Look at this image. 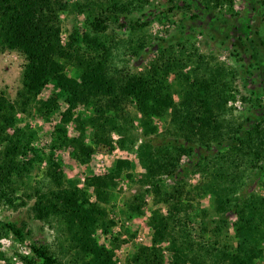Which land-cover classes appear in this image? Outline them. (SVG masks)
Wrapping results in <instances>:
<instances>
[{
  "label": "trees",
  "instance_id": "trees-1",
  "mask_svg": "<svg viewBox=\"0 0 264 264\" xmlns=\"http://www.w3.org/2000/svg\"><path fill=\"white\" fill-rule=\"evenodd\" d=\"M127 7L119 2L104 6L99 1L89 5L0 0V53L17 51L24 59L14 99L0 92V206L16 210L31 203L33 220L55 230L59 240L57 251L41 243L29 244L31 255L18 256L19 262L117 264L119 237H110L104 245L94 234H108L115 226L107 205L121 177L133 178L132 164L119 159L106 173L87 177L84 188H68L58 172L55 152L70 148L77 163L87 164L95 149L116 145L129 150L138 143L144 173L137 183L144 191L133 196L127 208L141 214L144 197L150 196L155 207L147 223L152 238L150 246H138L123 264H256L264 243V196L252 189L264 190V116H243L242 122L228 123L225 115L231 110L227 107L237 72L216 67L207 71L208 76L191 81L182 69L196 55L180 45L171 60L158 45L162 57L141 73L112 69V36L107 32L119 17L127 19ZM64 12L85 14L91 37L74 29L62 44L60 15ZM142 25L137 20L130 28L136 32ZM131 44L130 56L139 57L144 45ZM197 58L198 62L204 59ZM68 66L77 77L66 73ZM171 72L180 89L178 103L165 78ZM49 85L54 91L41 98ZM60 101L65 108L59 113L50 152L40 155L32 147L37 134L28 126L19 128L17 116L35 112L50 120ZM80 106L90 107L92 116L76 117ZM260 109L256 103L248 111ZM157 120H167L164 133H157ZM74 121L80 134L69 138L67 126ZM136 121L142 129L140 140L134 133ZM42 163V177L34 180L33 171ZM197 175L200 180L191 186L188 180ZM201 195L212 199L211 217L207 210L197 212L191 205ZM9 235L23 243L31 233L25 224L4 223L0 239ZM164 244L171 256L168 261Z\"/></svg>",
  "mask_w": 264,
  "mask_h": 264
},
{
  "label": "rangeland",
  "instance_id": "rangeland-1",
  "mask_svg": "<svg viewBox=\"0 0 264 264\" xmlns=\"http://www.w3.org/2000/svg\"><path fill=\"white\" fill-rule=\"evenodd\" d=\"M70 3H87L92 5L99 1L107 6L110 2H119L127 5L129 13L126 18L119 17L118 24H111L107 34L110 39L112 57V69L130 72L134 74L148 70L161 56L162 47L164 56L173 59L178 55L180 46L190 55H196L182 69V74L193 79L208 76V72L216 67L237 72L238 78L235 81L236 89L232 91L233 99L228 103V111L225 115L228 123L241 120L243 116H264V0H64ZM207 1V2H206ZM215 1L218 5L213 8ZM179 2V3H177ZM210 6L207 8L206 6ZM172 6H175L174 8ZM177 6V7H176ZM171 7L173 8L171 10ZM62 24L61 40L65 44L74 34V29L79 35L84 34L91 37L87 26L85 14L78 15L74 12H64L60 15ZM140 20L143 24L140 29L133 32L130 28L132 22ZM123 26V27H122ZM175 37V38H174ZM249 37V39H248ZM140 42L144 45L143 52L139 57L130 56L132 49L131 42ZM138 44V46L140 45ZM171 47H173L171 53ZM203 56L199 60L197 56ZM240 60H239V58ZM24 65L23 57L17 51H6L0 53V92H4L10 100H13L21 83V70ZM208 71V72H207ZM207 72V73H206ZM70 77H77V73L71 67L66 68ZM174 91V100L180 101V89L174 82V74L171 72L165 76ZM54 91V86L46 87L41 98H46ZM243 100V101H242ZM262 106L260 110H249L253 104ZM65 105L60 101V108L50 120H44L37 113L31 115H18L17 126L30 127L36 134V140L32 147L40 155L48 154L53 140L54 128L59 120V113ZM130 113L133 108L128 107ZM256 111V112H255ZM87 119L92 116L90 107L80 106L77 108L76 117ZM264 121V117H263ZM167 120H157L155 127L157 133H164ZM231 124V123H230ZM134 131L137 140L142 138V129L138 122L134 123ZM8 134L11 130L7 131ZM87 133V132H86ZM80 134L76 121L67 126L69 138H75ZM116 140V136H114ZM138 143L132 149H120L116 145L109 150L95 149L87 164H79L71 157V149L63 148L55 152L58 162V172L62 175L68 188H84L85 180L89 176L102 175L114 168L117 160H127L132 164L130 173L133 178L127 179L123 175L118 186L112 190L110 202L107 209L110 211V218L114 219L115 226L108 234L97 231L94 238L104 245L110 243V237H119L122 241L119 248L115 249L114 260L117 264H123L128 254L132 253L138 246H150L152 232L147 223L152 211L155 209L149 195L144 197L141 206V214L135 215L129 212L127 206L133 196L144 191L137 180L144 173L137 155ZM2 147H0V150ZM45 170L44 164L38 165L32 178L39 180ZM200 177L190 178L189 184L195 185ZM246 185L244 189L247 190ZM260 196H264V190L258 187L252 189ZM91 193V191H89ZM95 201L94 197H91ZM211 197L201 195L200 198H193L191 205L197 212L207 210L212 212ZM31 203L16 210L0 206V227L4 223H14L27 226L31 235L20 243L11 235L0 239V264H21L18 256H30L29 244L41 243L48 245L51 250L57 251V232L47 225L33 220L29 211ZM163 212L164 205H160ZM232 231L231 224L229 225ZM163 254L166 261L171 259L167 245H163ZM262 255L256 264H264V243L261 246Z\"/></svg>",
  "mask_w": 264,
  "mask_h": 264
}]
</instances>
